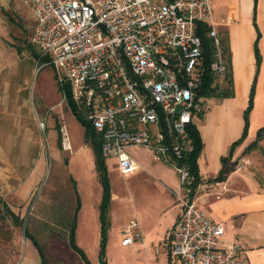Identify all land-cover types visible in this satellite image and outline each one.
Segmentation results:
<instances>
[{"label": "built area", "instance_id": "1", "mask_svg": "<svg viewBox=\"0 0 264 264\" xmlns=\"http://www.w3.org/2000/svg\"><path fill=\"white\" fill-rule=\"evenodd\" d=\"M30 4L34 25L29 43L47 58L44 64L52 67L58 85L69 87L76 112L100 136L103 157L113 158L126 177L138 169L127 150L141 148L176 173L180 212L169 231V256L179 264H248L240 244L220 243L224 225L189 198L194 178L185 162L191 150L186 126L208 110L210 98L201 94L204 77H224L228 69L211 0ZM203 24L212 46L206 65L198 35ZM243 163L234 171L240 172ZM141 242L139 224L131 218L121 245Z\"/></svg>", "mask_w": 264, "mask_h": 264}, {"label": "rangeland", "instance_id": "2", "mask_svg": "<svg viewBox=\"0 0 264 264\" xmlns=\"http://www.w3.org/2000/svg\"><path fill=\"white\" fill-rule=\"evenodd\" d=\"M30 1L0 0V199L24 219L29 233L42 244L48 264H84L67 243V222L75 207V193L80 201L75 242L89 264H160L163 252L155 257L153 248H123L120 231L137 214L157 222L167 208L163 191L141 177H122L116 161L105 157L110 196L114 194L116 199L110 200V226L101 255L98 206L102 191L92 149L58 90L52 67L37 59L29 43L34 25ZM215 84L224 88V77H217ZM248 100L249 94L246 100L232 99L203 123L195 121L198 126L204 125L213 150L220 149L223 140L237 130L238 139L241 137ZM253 104L254 95L245 137L234 147L232 157L236 164L244 160L241 171H249L264 191V133L256 139L264 127V114L252 113ZM127 151L141 162L145 169L141 172L167 174V181L157 177L178 193L179 181L173 169L153 161L143 149ZM199 166L205 173L201 162ZM3 236L0 264H19L26 248L34 250L23 230L10 228Z\"/></svg>", "mask_w": 264, "mask_h": 264}, {"label": "crops", "instance_id": "3", "mask_svg": "<svg viewBox=\"0 0 264 264\" xmlns=\"http://www.w3.org/2000/svg\"><path fill=\"white\" fill-rule=\"evenodd\" d=\"M211 7L215 29L221 37L226 39L229 48L233 97L213 99L205 115L196 120H201L200 123H203L213 111H218L224 103L232 99L239 97L240 100H246L255 76L254 43L257 39V31L261 64L255 81L252 113L264 114V0H256V2L254 0H211ZM196 127L203 147L197 159L201 183L194 195L195 203L214 222L224 225V234L219 238L222 245L238 243L243 248V257L248 264H264V191L253 175L246 170L233 171L222 182L211 181L221 169L220 160L227 155V147L238 139L239 130L224 139L220 149L213 150L204 125L199 124ZM127 153L138 166V169L128 176L135 175L136 178L141 177L155 184L163 191L167 207L157 222L144 214L134 215L133 218L137 220L142 234V242L131 246L144 250L153 248L155 257L163 252L160 261L156 259V262L159 261L160 264H179L177 260L169 256L167 240L169 231L178 218L180 208L175 192L157 177L161 176L167 181L169 176L162 172H157V176L150 171L141 172L145 170L141 162L128 151ZM231 161H235L233 157ZM200 162L204 165L205 173L200 170ZM111 199H116V195L112 194ZM126 226L127 223L121 226L122 235ZM128 246L130 245L122 247ZM19 264L41 263L36 250L26 248Z\"/></svg>", "mask_w": 264, "mask_h": 264}, {"label": "trees", "instance_id": "4", "mask_svg": "<svg viewBox=\"0 0 264 264\" xmlns=\"http://www.w3.org/2000/svg\"><path fill=\"white\" fill-rule=\"evenodd\" d=\"M256 2V0H254ZM253 24L255 26V23L253 21ZM256 27V26H255ZM209 30V27L206 25H199L198 26V35L201 38L202 44H203V51H204V62L205 65L208 64L211 60L212 56V46H211V40L207 36V32ZM258 38L259 33L257 31V39L254 43V56H255V76L254 80L252 82L250 92H249V100H248V106L244 112V125L241 137L232 143L230 146V150L228 152V155L226 157L221 158V169L217 176L211 180L212 182H222L226 179V177L234 171L236 162L231 161L232 152L235 146H237L241 141L244 139L248 121L247 116L249 111L252 108V101H253V95H254V87H255V81L256 76L258 74L260 64H261V56L258 50ZM221 47L222 52L227 60L228 69L224 76V82L226 83V86L224 88H221L217 84H215V76L212 74H207L203 79V86L201 90V94L206 96L210 99H225V98H231L233 97V90H232V74H231V67H230V56H229V48L226 42V39L221 37ZM40 61L46 63L47 58L46 57H37ZM58 90L61 93L62 97L64 98V101L67 105V107L70 109L71 113L75 116L76 120L79 122V124L82 126L84 130V141L85 143H88L92 149L93 157H94V167L97 174L98 181L101 186V200L98 206L99 210V222H100V235H101V255L103 254V250L105 247L106 239H107V230L110 226V222L108 219V211L110 207V185H109V178L107 174V167L105 163V158L103 157L101 153V139L100 136L96 133L92 125L87 121L82 115L78 114L76 112V108L74 104L71 101L70 98V90L68 86H59ZM264 133V127L261 128L256 135V139H260L261 134ZM186 134L187 137L191 141V150L185 157V162L188 164L191 175L194 178V181L191 185L192 191L189 194V198H193L195 195V191L198 187V185L201 183V179L199 177V171H198V165H197V159L201 153L203 144L199 135V132L197 130L196 124L191 123L186 126ZM58 141L60 142V139L58 138ZM255 142H253L250 146L254 145ZM249 146V148H250ZM248 148L245 149L247 151ZM74 185V183H73ZM75 191V189H74ZM76 195V202L75 207L73 208L72 216L67 222V231H68V237H67V243L69 249L79 257V259L84 264H89L87 261L83 251L76 245L75 242V231L77 226V215L78 211L80 209V201L78 199L77 194ZM24 219L20 218L17 214H15L9 205L4 202L2 199H0V239H4L2 237L3 234H6V231H9V229H20L23 230L24 237L30 241L34 249L36 250L40 263L41 264H48L46 254L44 251V248L42 244L39 242L37 238H35L33 235L29 233L27 230ZM11 233V232H10ZM11 236V235H10ZM11 239V238H9Z\"/></svg>", "mask_w": 264, "mask_h": 264}, {"label": "water", "instance_id": "5", "mask_svg": "<svg viewBox=\"0 0 264 264\" xmlns=\"http://www.w3.org/2000/svg\"><path fill=\"white\" fill-rule=\"evenodd\" d=\"M100 264H105L104 262H100Z\"/></svg>", "mask_w": 264, "mask_h": 264}]
</instances>
